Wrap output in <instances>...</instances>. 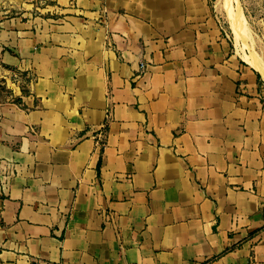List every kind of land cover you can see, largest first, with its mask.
I'll use <instances>...</instances> for the list:
<instances>
[{
    "label": "crops",
    "instance_id": "1",
    "mask_svg": "<svg viewBox=\"0 0 264 264\" xmlns=\"http://www.w3.org/2000/svg\"><path fill=\"white\" fill-rule=\"evenodd\" d=\"M35 1L0 22V264H264V90L207 0Z\"/></svg>",
    "mask_w": 264,
    "mask_h": 264
},
{
    "label": "rangeland",
    "instance_id": "2",
    "mask_svg": "<svg viewBox=\"0 0 264 264\" xmlns=\"http://www.w3.org/2000/svg\"><path fill=\"white\" fill-rule=\"evenodd\" d=\"M224 1L225 0H207L211 13L213 14V17L217 20L222 34L229 41L231 54H233V56L243 62L244 60H242L241 58H243L244 55H250L251 53L255 56L257 55V57H259L260 59L262 57L264 58V5L262 4V2L260 0H238L237 3H231L233 7H237V5L241 6L239 7L240 11L241 13L243 12L242 15L245 18V22H247L246 26L249 29L247 38L244 42L241 40L240 45L238 47L229 29L228 20H226V13L224 12L225 10L221 7L224 6ZM43 8L44 6L42 5V3L35 0H0V22L15 17H44L46 16V13L42 11ZM263 58L261 60L264 62ZM244 63L248 67L252 68L248 63ZM253 69L255 68L253 67ZM261 77L262 75L259 73V85H261L264 90V79ZM15 78L22 81H27L28 79L25 75H16ZM7 94L8 90L5 88V86L1 84L0 79V98L6 97Z\"/></svg>",
    "mask_w": 264,
    "mask_h": 264
},
{
    "label": "bare ground",
    "instance_id": "3",
    "mask_svg": "<svg viewBox=\"0 0 264 264\" xmlns=\"http://www.w3.org/2000/svg\"><path fill=\"white\" fill-rule=\"evenodd\" d=\"M237 1L238 0H225L224 1L225 2L224 6H221V7L225 10L224 12L226 13V17H227V19L226 18L225 19L228 20L229 29L231 31V34L233 36V39H234L236 45L239 47L240 41L242 40L244 42L245 39L247 38L248 33H249L248 32L249 29L247 28V26H246V23L247 22H245V18L242 15L243 12L241 13V11H240V8L239 7H241V6H238L237 5V7H233L231 5L232 2L237 3ZM248 42H251V41H248ZM241 45H242V43H241ZM242 51H243V49H242ZM241 59L244 60V62L248 63L252 68L254 67L262 75L261 78L264 79V62L259 57H257V55L255 56L254 54L251 53L250 55H244L243 58H241Z\"/></svg>",
    "mask_w": 264,
    "mask_h": 264
},
{
    "label": "built area",
    "instance_id": "4",
    "mask_svg": "<svg viewBox=\"0 0 264 264\" xmlns=\"http://www.w3.org/2000/svg\"><path fill=\"white\" fill-rule=\"evenodd\" d=\"M143 67V65L141 64V68ZM34 264H39V263H34Z\"/></svg>",
    "mask_w": 264,
    "mask_h": 264
}]
</instances>
